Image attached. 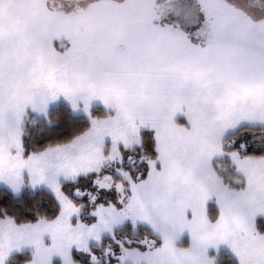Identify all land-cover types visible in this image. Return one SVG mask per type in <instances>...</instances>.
Returning <instances> with one entry per match:
<instances>
[{
  "label": "snow or ice",
  "instance_id": "snow-or-ice-1",
  "mask_svg": "<svg viewBox=\"0 0 264 264\" xmlns=\"http://www.w3.org/2000/svg\"><path fill=\"white\" fill-rule=\"evenodd\" d=\"M0 264H264V0H0Z\"/></svg>",
  "mask_w": 264,
  "mask_h": 264
},
{
  "label": "trees",
  "instance_id": "trees-1",
  "mask_svg": "<svg viewBox=\"0 0 264 264\" xmlns=\"http://www.w3.org/2000/svg\"><path fill=\"white\" fill-rule=\"evenodd\" d=\"M37 195H40V193H37Z\"/></svg>",
  "mask_w": 264,
  "mask_h": 264
}]
</instances>
